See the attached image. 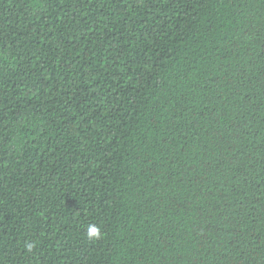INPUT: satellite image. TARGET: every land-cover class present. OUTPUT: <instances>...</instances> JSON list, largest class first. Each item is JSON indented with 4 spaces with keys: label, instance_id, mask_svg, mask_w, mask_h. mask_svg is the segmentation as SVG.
Here are the masks:
<instances>
[{
    "label": "trees",
    "instance_id": "16d2710c",
    "mask_svg": "<svg viewBox=\"0 0 264 264\" xmlns=\"http://www.w3.org/2000/svg\"><path fill=\"white\" fill-rule=\"evenodd\" d=\"M0 264H264V0H0Z\"/></svg>",
    "mask_w": 264,
    "mask_h": 264
},
{
    "label": "clouds",
    "instance_id": "9594fccd",
    "mask_svg": "<svg viewBox=\"0 0 264 264\" xmlns=\"http://www.w3.org/2000/svg\"><path fill=\"white\" fill-rule=\"evenodd\" d=\"M100 233V230L95 226H90L88 229V235L90 238L98 237Z\"/></svg>",
    "mask_w": 264,
    "mask_h": 264
}]
</instances>
